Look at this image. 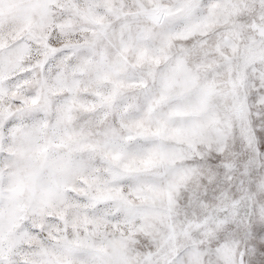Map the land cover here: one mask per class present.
Returning <instances> with one entry per match:
<instances>
[{
	"label": "snow or ice",
	"instance_id": "obj_1",
	"mask_svg": "<svg viewBox=\"0 0 264 264\" xmlns=\"http://www.w3.org/2000/svg\"><path fill=\"white\" fill-rule=\"evenodd\" d=\"M0 264H264V0H0Z\"/></svg>",
	"mask_w": 264,
	"mask_h": 264
}]
</instances>
